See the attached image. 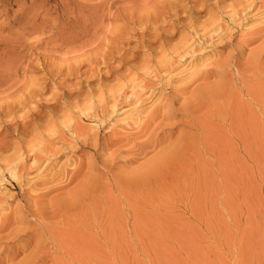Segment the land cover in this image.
Returning a JSON list of instances; mask_svg holds the SVG:
<instances>
[{
	"label": "rangeland",
	"instance_id": "obj_1",
	"mask_svg": "<svg viewBox=\"0 0 264 264\" xmlns=\"http://www.w3.org/2000/svg\"><path fill=\"white\" fill-rule=\"evenodd\" d=\"M237 1L0 0V193L14 188L24 216L31 196L57 208L41 222L50 232L34 218L18 225L12 264H264V59L250 72L234 63L263 37L243 52L248 31L233 28L200 53L210 74L184 93L200 94L198 107L177 102L125 127V93L175 92L155 75L169 49ZM52 151L74 180L23 191L7 169Z\"/></svg>",
	"mask_w": 264,
	"mask_h": 264
},
{
	"label": "bare ground",
	"instance_id": "obj_2",
	"mask_svg": "<svg viewBox=\"0 0 264 264\" xmlns=\"http://www.w3.org/2000/svg\"><path fill=\"white\" fill-rule=\"evenodd\" d=\"M225 13L226 11L224 12V14ZM225 15H227V18L223 15H218L212 22H209L207 25H205L203 27V33L200 34L198 38L196 37L194 41L190 43L185 42L182 45L180 44L176 47L174 46L169 49L172 53V58L168 59L165 64L162 65L163 68L160 70L162 74L157 75V72H155V75L157 78H159V85L170 87L175 90V92H172V90V94H163L162 90L159 89L160 91L158 92L149 93L146 91L144 92V89L139 86V89L132 91L129 96L128 93H125V100L129 101L128 106H131L130 108L125 110V127L131 129H136V127H146L149 121L154 123L156 118L159 116L175 113L174 105L177 102L180 104L178 109L182 111L188 110L190 112L191 109L198 107L199 102L201 100V95L199 94L198 96V94L195 92L188 97L185 96L184 93L186 92V90H189L192 84L194 86L197 80L204 79L205 75L208 76L210 74L209 69H207V66L209 64L205 65L204 62L201 61L203 59L200 58V53L208 49L207 47L210 44L215 42L218 43L217 41L222 40L229 35H232L233 28L240 27L242 29L245 27V29H242L243 32L244 30L248 31L246 32L248 33V36H250V38L242 40L239 45L243 52L247 50L248 46L251 47L252 44L254 45V43L259 41L263 37V40L256 48H249L247 50L248 52L245 53L247 54L246 60L242 61L241 59H239L238 61L234 62L236 63V65L239 64V67L245 65L244 68H240L241 71L243 70L244 72H250L252 70L254 71L259 67L260 62L264 59V0H238L237 3L232 4L228 7V13H226ZM256 23L258 26L261 25L262 27L256 28V30L253 29L252 25ZM231 63L232 62L228 61L226 64L230 66ZM220 72L222 71H219V73ZM118 97H116L114 99V102L110 105V116L119 112L117 103ZM167 97H171V104H164V106H166V110H164L163 112L160 111L158 115L157 112L161 108V100ZM121 113L122 112L120 111L119 114ZM91 117H94L95 120L97 119L99 124L104 123L100 115L97 116L96 114H92ZM73 135L74 136L72 137V140L74 142L81 139L79 134L74 133ZM72 140L71 143L73 142ZM149 142H151L153 145H157L158 141L153 139L149 140ZM67 144L68 143L64 142L62 146L64 147ZM22 155L23 154L16 155V159H18L20 162L24 161L22 159ZM55 156L56 153L53 151L48 155L47 158L36 155L32 159L30 158L31 160H29V168H26L24 166V168L27 170L23 171V168L19 167V173L18 163H15L9 169H7V171L14 179L18 180L17 182L19 187L26 193L30 192L35 193L36 195H45L48 193V191L65 188L74 180L75 172L71 169L69 170L68 168H66V164L64 162H55V160L53 159V157ZM27 158L28 157H26V159ZM26 161L28 163V160ZM20 169L23 172H21ZM76 174H78V171ZM4 177V175L0 177V183L4 182ZM56 180H62L68 183H66V185H60L58 183L50 185ZM38 184L48 185L46 187V189L48 190L42 192L41 189L36 188L38 187ZM12 189L14 188H10L9 185H4L0 193V264H5L7 262H9L7 264H12L13 262L11 258L10 260L8 258V255L14 252V249H11L13 246H10L12 243L8 241V239L12 238L17 233V231L19 230V224L28 222V218H34L35 220H38L40 222L41 226L42 224H44V226L46 227L44 230L48 231L49 229H51L49 225L52 224L49 223L45 225L46 221L42 224L41 222H43V220L45 219L52 221L55 218L54 213L57 210L55 203L52 200L45 201L43 199H36L31 196L26 199L27 205L25 208V211H28L29 215H22V212L24 210L21 209V207L20 209L16 208V212H12L10 203L11 200L15 197V194H13ZM69 202H72V200H70ZM74 202L75 204H78V201ZM21 210L22 214L19 213ZM47 211L51 213L50 216H47ZM51 211L54 213H52ZM38 245H40L39 241Z\"/></svg>",
	"mask_w": 264,
	"mask_h": 264
}]
</instances>
